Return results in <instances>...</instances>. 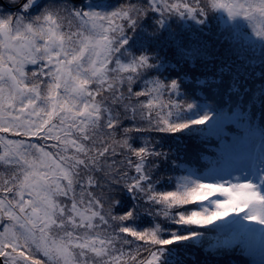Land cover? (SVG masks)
<instances>
[{
  "label": "snow or ice",
  "instance_id": "obj_1",
  "mask_svg": "<svg viewBox=\"0 0 264 264\" xmlns=\"http://www.w3.org/2000/svg\"><path fill=\"white\" fill-rule=\"evenodd\" d=\"M236 61L264 78V0H0V264H264Z\"/></svg>",
  "mask_w": 264,
  "mask_h": 264
},
{
  "label": "rangeland",
  "instance_id": "obj_2",
  "mask_svg": "<svg viewBox=\"0 0 264 264\" xmlns=\"http://www.w3.org/2000/svg\"><path fill=\"white\" fill-rule=\"evenodd\" d=\"M210 24L213 26V31H215L218 22L216 20L210 21ZM209 40H213L212 37H207ZM215 44V41H213ZM218 56L222 57L224 60L223 65L220 63L219 60H214L211 63L216 65V70L219 69V67L224 66L226 68L229 67V58L224 52V48L221 47L220 51L217 53ZM235 59V58H233ZM186 71H188L189 75L196 74L201 75L202 77L213 75L212 72L204 71L202 68L198 67L196 69L192 68H186ZM229 72L231 75L235 76V79L229 78V85H235L236 87L240 88L241 92L245 87L249 88L251 91L247 94V98L251 99L252 94L257 92L258 86L264 83V78L260 76L261 68L258 63L252 64L248 61H236L235 64H232L229 68ZM258 112V108L256 109ZM196 146L193 145V151H195ZM205 254V253H204ZM233 254V253H229ZM240 255L239 253H237ZM206 256L209 254H205ZM212 256V255H209Z\"/></svg>",
  "mask_w": 264,
  "mask_h": 264
},
{
  "label": "trees",
  "instance_id": "obj_3",
  "mask_svg": "<svg viewBox=\"0 0 264 264\" xmlns=\"http://www.w3.org/2000/svg\"><path fill=\"white\" fill-rule=\"evenodd\" d=\"M202 252V251H201ZM201 252L193 253L196 256L197 261L202 260L204 258L200 257ZM210 261H213L214 264H252V257H249L245 254H233L229 253L222 254L220 256H209L207 257ZM190 264H195V262L190 261Z\"/></svg>",
  "mask_w": 264,
  "mask_h": 264
}]
</instances>
